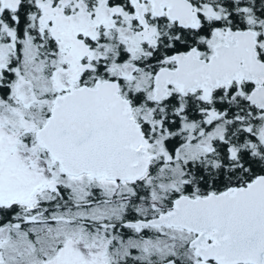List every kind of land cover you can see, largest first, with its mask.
I'll return each instance as SVG.
<instances>
[{
  "label": "snow or ice",
  "instance_id": "1",
  "mask_svg": "<svg viewBox=\"0 0 264 264\" xmlns=\"http://www.w3.org/2000/svg\"><path fill=\"white\" fill-rule=\"evenodd\" d=\"M0 264H264V0H0Z\"/></svg>",
  "mask_w": 264,
  "mask_h": 264
}]
</instances>
